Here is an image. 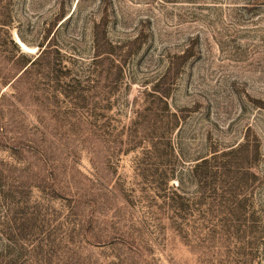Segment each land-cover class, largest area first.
<instances>
[{
	"label": "rangeland",
	"instance_id": "1",
	"mask_svg": "<svg viewBox=\"0 0 264 264\" xmlns=\"http://www.w3.org/2000/svg\"><path fill=\"white\" fill-rule=\"evenodd\" d=\"M0 264H264V0H0Z\"/></svg>",
	"mask_w": 264,
	"mask_h": 264
},
{
	"label": "trees",
	"instance_id": "2",
	"mask_svg": "<svg viewBox=\"0 0 264 264\" xmlns=\"http://www.w3.org/2000/svg\"><path fill=\"white\" fill-rule=\"evenodd\" d=\"M45 49L46 48L44 47L36 57L32 58L30 60L29 65L34 64L37 60H39L43 56V54H45V51H46ZM100 51H101V48H97V52L99 53ZM99 55L100 54H97L96 57H98Z\"/></svg>",
	"mask_w": 264,
	"mask_h": 264
},
{
	"label": "bare ground",
	"instance_id": "3",
	"mask_svg": "<svg viewBox=\"0 0 264 264\" xmlns=\"http://www.w3.org/2000/svg\"><path fill=\"white\" fill-rule=\"evenodd\" d=\"M15 38H16L15 42L19 45L21 50H23L24 52L34 50V48H30V47L26 46L22 41H20V39L17 36ZM32 52H34V51H32Z\"/></svg>",
	"mask_w": 264,
	"mask_h": 264
}]
</instances>
